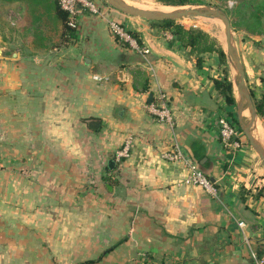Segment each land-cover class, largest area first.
Listing matches in <instances>:
<instances>
[{"label":"crops","instance_id":"0c3cea01","mask_svg":"<svg viewBox=\"0 0 264 264\" xmlns=\"http://www.w3.org/2000/svg\"><path fill=\"white\" fill-rule=\"evenodd\" d=\"M95 1L139 48L101 15L82 10L65 31L52 11V32L46 14L31 15L40 0L6 2L21 26L0 33V264H257L264 167L244 135L236 149L219 136L228 105L214 79L229 65L209 52L199 66L169 30ZM238 49L256 102L264 33L244 32ZM161 93L173 126L149 110ZM175 145L215 193L185 181V162L162 157Z\"/></svg>","mask_w":264,"mask_h":264},{"label":"built area","instance_id":"2783aa9c","mask_svg":"<svg viewBox=\"0 0 264 264\" xmlns=\"http://www.w3.org/2000/svg\"><path fill=\"white\" fill-rule=\"evenodd\" d=\"M58 3L61 9L67 13V24L71 28H77V16L82 10H86L90 13L101 15L107 22L112 34L124 41L129 42L133 47L139 48L137 39L130 34L126 27L104 12L102 7L95 0H58ZM186 26L189 27L188 25ZM142 51L147 53L149 52V49L143 48ZM94 78L99 79L100 77L95 75ZM149 110L160 121L167 122L171 126L175 124V119L168 104L167 97L163 93L159 94L156 100H153L149 103ZM217 126L219 136L225 146L236 149L241 145V136L243 132L237 122L227 115L226 111L219 113L217 117ZM130 143L131 139H127L125 143L116 150L115 159L117 161H121L123 158L129 155ZM162 157L169 161L185 162L189 169V174L185 179L187 183L201 185L206 191L210 193L216 192L215 185L211 179L200 169L198 162L188 156H185L179 145H175L173 148L165 150L162 153ZM240 224L242 225L244 222L241 221ZM257 264H264V257L258 258Z\"/></svg>","mask_w":264,"mask_h":264},{"label":"trees","instance_id":"16d2710c","mask_svg":"<svg viewBox=\"0 0 264 264\" xmlns=\"http://www.w3.org/2000/svg\"><path fill=\"white\" fill-rule=\"evenodd\" d=\"M3 2H20L24 0H0ZM58 1V0H57ZM162 4L170 5H184L190 0H157ZM158 3V2H156ZM238 9H243L244 13L239 17L236 24L244 25L242 31L251 34L264 33V0H239L237 3ZM55 11L58 17L65 24V31H70L71 28L67 24V13L61 9L59 3L55 6ZM123 25L122 21L117 20ZM153 25L158 28L169 30L173 35V40H177L183 47L188 48L192 54L197 57L198 65L200 66L203 61V56L209 52H216L219 56L221 64H228V55L221 43L213 37L209 32L197 26L187 27L185 24L176 21L175 19H163L151 21ZM234 25V24H233ZM129 31V30H128ZM130 34L137 39L139 37L134 31H129ZM215 85L220 93L223 95L226 104L228 105L227 115L230 116L237 123L236 100L234 96V86L229 78V71L225 69L223 78L214 79ZM258 115L264 117V92L262 97L255 102Z\"/></svg>","mask_w":264,"mask_h":264},{"label":"water","instance_id":"95a60500","mask_svg":"<svg viewBox=\"0 0 264 264\" xmlns=\"http://www.w3.org/2000/svg\"><path fill=\"white\" fill-rule=\"evenodd\" d=\"M112 8L135 17L146 18L147 20H163V19H180L185 16H202L213 17L221 20L225 26V41H226V53L228 55V62H231L235 68V75L231 80L234 90V96L236 100V115L240 129L245 135L250 145L255 149L258 155L264 160V145L253 135V126L258 119L259 115L255 106V102L252 99L251 92L245 79L244 66L242 64L241 56L238 46L233 38L232 23L228 13L218 7L201 6V7H178L169 11L161 9H144L135 5L129 4L125 0H105ZM152 95H150V100ZM249 109L250 117L246 119L244 111ZM89 124L93 128H99V119H90ZM112 165V161H110Z\"/></svg>","mask_w":264,"mask_h":264},{"label":"rangeland","instance_id":"374dc122","mask_svg":"<svg viewBox=\"0 0 264 264\" xmlns=\"http://www.w3.org/2000/svg\"><path fill=\"white\" fill-rule=\"evenodd\" d=\"M100 1L102 4L108 5L110 7V9H112V11L115 12L116 14H118V15L124 14L123 12H120V11L112 8V6L108 2H106L105 0H100ZM145 1L153 2V3H156V2L161 3L157 0H145ZM238 2H239V0H190L189 3L184 4V5H170L169 4V6L172 9H175L178 7H201V6H211V7H218V8L224 9L228 13V15L231 19L233 38H234V40L238 46L241 42V38H242V35L244 33L242 31V28H245L244 25H237L236 24L239 17L244 13L243 9L237 8ZM57 3H58L57 0H40L41 5L39 6V11H36L37 10V8H36V9L32 10V12H31V15H37V13H43L44 15L46 14L45 18L41 19V20H45V26H47L49 28V30H51L52 32H53V27L55 28V30H57V27L55 26V24L52 21H50L48 13L55 11V6ZM15 5L16 4L13 3L12 5L9 4V6H8L6 2L0 1V33L1 34H4V35L14 34L15 32L18 31V29L21 26L20 25L21 23L18 24V22H17L18 7H16ZM27 10H29V9H27ZM56 17H57L58 21L61 23L62 28L65 30V24L63 23V21L57 15H56ZM26 18H28L27 19V21H28L29 20L28 16H25L24 21L26 20ZM144 19H146V18H144ZM176 21L183 23L185 25H188V26L196 25L197 27L204 29L205 31L209 32L213 37H215L219 41V43H221L223 45V47L226 49L225 26L221 20H219L217 18H213V17L185 16V17H182L180 19H177ZM263 21H264V15H263ZM228 65H229V78L232 80L236 71H235V68L233 67V65L231 64V62H228ZM234 90L236 93L235 87H234ZM234 109L236 110V107ZM244 116L246 119H249V117H250L249 109H246L244 111ZM259 117L262 118L261 116H259ZM263 124H264V120H263ZM245 139H246V137H245ZM247 142H248V140H247ZM249 145H250V143H249ZM252 149H253V151H255L254 148H252ZM255 153H257V152L255 151ZM257 157H258V160L260 161L261 165L264 167V160L258 155V153H257Z\"/></svg>","mask_w":264,"mask_h":264},{"label":"bare ground","instance_id":"6f19581e","mask_svg":"<svg viewBox=\"0 0 264 264\" xmlns=\"http://www.w3.org/2000/svg\"><path fill=\"white\" fill-rule=\"evenodd\" d=\"M129 4L135 5L140 8L144 9H161L165 11L172 10L169 5L162 4V3H153L148 2L145 0H125ZM253 135L260 140L264 145V124L260 117L256 120L254 126H253Z\"/></svg>","mask_w":264,"mask_h":264}]
</instances>
